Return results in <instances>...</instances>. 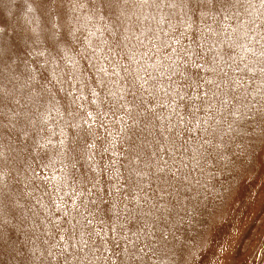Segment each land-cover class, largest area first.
<instances>
[{
    "label": "rangeland",
    "instance_id": "1",
    "mask_svg": "<svg viewBox=\"0 0 264 264\" xmlns=\"http://www.w3.org/2000/svg\"><path fill=\"white\" fill-rule=\"evenodd\" d=\"M81 2L85 7L77 8L73 13V5L65 0L69 18L72 15L88 16L87 0ZM21 3L22 0H15L12 5L14 12ZM245 8H240L233 19L224 21L223 26L230 36L247 47L264 35V28L260 27V21L264 25V9L260 8L258 2L245 5ZM4 11L7 16V9ZM167 11L157 12L149 5L135 4L129 6L127 15L115 28L114 20L107 18L97 17L88 23V30L83 34L84 47L89 53L94 51V55L90 57L91 64L88 59L80 61V68L84 71L82 79L87 87H77L78 80L71 79V64L63 66L60 75L68 73L69 80L64 89L72 85L71 94L65 96L64 90L58 93L56 107L60 114L53 111L52 119L42 126L37 137H43L44 141L51 138L52 145L38 150L44 158L43 164L39 159L35 162L29 160L36 169L34 180L25 183L24 170L18 177L21 190L25 193L19 204L26 207L17 210L12 218L15 228L10 235L17 247L24 244L26 249H31L35 244L37 256L44 257L48 247L44 241L51 236V225L45 217L57 211L50 200L58 204L57 198L63 196L75 220L92 221L86 227L93 233L91 243H98V247L90 253V264H109L112 245L108 241L115 240L118 235L126 238L132 227L131 223H125L127 214L123 209L126 206L135 209L139 201L144 217L136 227L146 230L147 240L152 242V246L146 248L148 264H264V115L261 114L264 108V76L252 80L250 77L253 73L248 72L243 75L246 80L244 87L240 88L238 83L230 84L233 76L236 77L231 71L237 63L241 69L246 63L254 65L255 59L251 53L237 47L236 54L245 57L244 61L236 59L227 65L222 60L211 64L213 53H206L209 64L200 70V75H207L208 79L213 80L223 77L224 73H227V77L224 76L223 87L212 99L211 106L198 108L195 91L212 94L216 89L211 86L206 88L203 84L199 90L179 87L181 81L169 65L172 68L177 64L184 66L182 62L192 54V50L186 47L189 41L186 46L182 43L186 36L192 37V34L184 32L188 25L183 24L182 19L177 20V17L183 16L179 7L171 18L167 17ZM169 21L173 25H183L180 32L185 35L176 34L168 26ZM209 26L217 28L214 21L204 23L196 20L197 41L205 48L216 39L207 31ZM201 29L205 36H209L208 43L199 40ZM249 32L250 35H246ZM175 38L180 41L176 46H180L182 51L174 49L172 42ZM89 41L91 47H88ZM162 41L167 42L164 47H160ZM219 47L222 45H218L214 51ZM255 49L258 51L259 46H255ZM51 67L49 65V71ZM101 67L105 69L104 72L99 71ZM213 67L217 69L215 74L209 70ZM149 75L152 79H148ZM144 79H148L145 89L155 86V96H149L140 89ZM229 86L239 93V99L246 98L248 102L241 107L229 99L231 115L227 106L221 107L218 103L220 95L227 93ZM89 89H94L98 95L92 96ZM123 91L129 94L118 100ZM177 91L185 97L183 100L176 96ZM110 92L113 94L110 95ZM74 96L79 97L75 104L72 103ZM141 98L144 108L155 109V112L148 114L151 119L149 128L155 125V129L147 139L140 135L132 137L137 144L143 141L141 159H137L134 152L130 154L131 140L126 136L131 137V132L124 126L131 125L132 130H136L132 115L137 112L141 113L137 119L144 121L143 109L139 107ZM159 98H164L162 104L159 102L164 107L157 106ZM92 100L96 103H91ZM149 100L152 104L148 103ZM66 107L69 111L75 110V119L65 113ZM129 109H132L131 115ZM89 111L93 112V117L87 116ZM97 114L99 118L93 123ZM85 120L92 124L90 130L89 124L83 122ZM65 121L80 124L87 130V135L80 133L82 145L85 140L95 145L94 148H84L79 160L70 161L57 152V142L77 132L75 127H65ZM61 130L65 136H61ZM114 144L116 146L113 148ZM115 150H118L120 161L112 156ZM33 155L36 156L37 151L34 150ZM145 155L150 158V167H144L141 162ZM72 164H75L74 169ZM157 168L164 169V172H158ZM26 170L27 177H32V170ZM130 170L136 186L129 192L126 178ZM136 171L141 175H135ZM81 173L95 177L96 190L91 195L86 192L82 196L74 195L92 186L87 183L82 185L78 179L76 183H71L73 176L80 177ZM161 175L170 180V185L157 179ZM65 176H68V182H64L61 188ZM118 188L124 193L118 202L119 220L111 211L98 212V208L112 207L108 201L117 194ZM97 193L105 203H98L94 207L88 202L96 200ZM82 205H87V210ZM74 206H80L82 215L76 214L77 208ZM92 213L97 214L93 216ZM25 233L29 234L30 240ZM81 236L87 240V232H80L71 243L75 246ZM59 244L65 245V241L60 240ZM0 264L20 262L5 249L0 255ZM36 264H40V260ZM43 264H49L47 258H44ZM51 264H56L55 259ZM112 264H115V258H112Z\"/></svg>",
    "mask_w": 264,
    "mask_h": 264
},
{
    "label": "snow or ice",
    "instance_id": "2",
    "mask_svg": "<svg viewBox=\"0 0 264 264\" xmlns=\"http://www.w3.org/2000/svg\"><path fill=\"white\" fill-rule=\"evenodd\" d=\"M69 2L73 5V13L77 8L85 7L81 0H69ZM256 2L259 3L260 8L264 9V0H87L88 16L72 15L69 18L65 9V0H22V3L17 5V11L15 12L12 8L15 0H0V255L7 249L9 254L18 260L20 264H36L37 260H40V264H43L44 258H47L49 264L53 259H55L56 264H71V262L90 264V253L93 248L98 247V243H91L93 233L86 227L92 221L89 219H84L83 222L75 220L72 212L67 208L63 196L57 198L59 200L58 204L50 200L57 211L49 213L51 219H49V216L45 217L51 225V236L44 241L48 245L44 257L37 256L35 244L32 245L31 249H26L24 244L17 247L16 242L11 239L10 235L15 228L12 225V218L16 216L17 210L26 207V205L19 204V201L25 195L20 187L19 174L22 170L25 171V177L27 178L25 183L36 178V169L32 167L29 160L35 162L39 159L40 163L43 164L44 158L39 155L38 150L52 145L51 138L44 141L43 137L40 139H37V137L40 136L42 126H46L47 122L52 119L53 111H56L58 115L60 114V110L56 107L58 93L64 90L65 96L71 94L72 85H69L68 89H64L65 83L69 80V75L67 72L63 76L60 75L63 66L71 64L73 73L71 79L73 81L78 80L77 87H87L82 79L84 71L80 68V61L88 59L89 64L92 63L90 57L94 55V51L93 53L87 51L83 39V34L88 30L90 21L97 17L107 18L114 20L113 28H115L121 19L127 15L130 5H149L157 12L168 10L167 17L169 18L173 17L176 8L179 7L183 12V16L182 18L177 17V20L182 19L183 24H187L192 29V39L186 46L191 48L192 54L186 56V59L182 62L183 67L177 64L175 68H172L171 65H169V68L177 74V79L181 81L179 85L181 89H192L194 87L199 90L202 84L206 88L211 86L216 89L212 92V98H216L217 92L222 89L223 85L216 80L208 79L207 75H200V70L209 64L206 53H213L211 64L215 65L217 60H222L227 65L230 61L236 59L241 62L244 61L245 57L236 54V49L239 47L243 52L251 53L256 66L246 63L244 68L241 69L240 64L237 63L235 70L241 72L242 76L252 72L253 75L250 77L252 80H255L257 76H264V43H261L264 40V35H261L255 42L260 44L257 51L255 44L247 47L240 44L235 37L228 34L227 29L223 26L224 21L233 19L240 8H245V5ZM5 9H7V16L5 15ZM245 11H247L246 8ZM36 13L39 15H36ZM198 19L204 23L211 20L217 25L216 29H212L210 26L207 29L209 33L216 37L211 43H208L209 37L204 35V30H200L199 40L208 43L207 48L197 41L195 23ZM168 26L176 34L185 35V33L180 32V27L183 25H173L169 21ZM261 27L264 28V25ZM92 34L89 33V35ZM246 35H250V32ZM166 43V41H162L160 47H164ZM176 43L179 44L180 41L177 39ZM218 45H222V47L214 51ZM88 47H91L90 41ZM179 51L177 49V52ZM77 57L80 59H77ZM30 65L35 67H30ZM49 65H52L50 71ZM92 66L95 67V65ZM209 70L213 74L217 71L215 67ZM99 71L104 72L105 69L101 67ZM224 76L227 77V73H224ZM148 79H152V77L149 75ZM148 79H144L143 83L140 84V89L152 96L156 92L155 86H152L151 89H145L144 87L148 83ZM169 79H171V76ZM93 82L95 83V81ZM100 82L104 83L103 81ZM231 83L233 82L230 81ZM235 83H238L240 88L244 87L243 79ZM57 85L60 87L58 88ZM89 90L92 96L98 95L94 89ZM109 94L112 95L113 93L110 92ZM128 94V91H123V95H120L117 99H123ZM132 94L135 96L134 92ZM204 95L207 97V91ZM176 96L181 100L185 98L180 95V91L176 92ZM77 99L79 97L74 96L72 103L75 104ZM229 99L239 103L241 107L248 103L246 98L239 99V93L229 86L227 93L220 95L218 100L221 107H228L229 115L232 114ZM91 103H96V101L92 100ZM148 103L152 104V101L149 100ZM156 104L158 107H164L158 99ZM203 104L204 101L202 100L201 105ZM139 107L143 109L144 121L137 119L141 115L140 112H137L132 115L136 130H132L131 125L124 126L127 131L131 132V137L126 136V139L131 140L129 145L130 154L134 152L137 159H141L143 141L137 144L132 137L140 135L147 139L148 136L153 135L155 129V125L149 128L151 119L148 115L150 112H155V109L144 108L143 98H141ZM197 110L194 109V111ZM65 113L75 119V110L69 111L66 107ZM113 114L115 115V113ZM129 114H132V109H129ZM261 114L264 115V109L261 110ZM87 116L93 117V112H87ZM98 118L99 114L93 119V123ZM182 119L183 117H181ZM121 120H123L122 117ZM83 122L89 124L90 130L92 124L87 120ZM65 127H75L77 132L74 136H66L65 139H60L57 142L56 149L62 157H67L70 161L79 160L84 148L95 147L94 144H88L86 140L83 145L81 144L80 133L85 132V135H87L88 132L80 124L65 121ZM229 130H231V125H229ZM61 136H65L63 130H61ZM34 150L37 151L36 156L33 155ZM141 162L144 167L151 166L150 158L147 155L143 157ZM71 167L74 169L75 164H72ZM26 169L32 170V177H27ZM157 171L163 173L164 169L157 168ZM132 174L133 172L130 170L129 176L126 178V183L129 184V192L133 186H136V181L131 179ZM135 175L140 176L141 173L136 171ZM117 178H119V173H117ZM77 179L82 185L87 183L92 186L85 187L83 192H76L74 195L82 196L85 192L91 195L96 190L95 177L90 178L81 173L80 177L73 176L71 183H76ZM157 179L170 185V180L164 179L163 175L157 177ZM64 182H68V176L62 178L61 188ZM33 190L35 191L34 185ZM123 196L124 193L118 188L117 194L112 200L108 201L112 207L98 208V212L108 213L111 211L119 220L118 202ZM37 201L39 202V198H37ZM88 203L95 207L98 203L104 204L105 200L97 193V199L90 200ZM145 203H147V200H145ZM82 206L87 210V205ZM74 207L77 208L76 214L82 215L79 212L80 206ZM152 207L155 208L156 205L153 204ZM123 212L127 214L124 217L125 223H131L132 227L129 228L126 238L118 235L115 240L108 241L112 245L111 257L108 258L109 264H112V258H115V264H148L149 254L146 252V248L151 247L152 242L147 240L148 233L146 230L136 227L144 217V213L140 210L139 201H137V208L133 209L126 206ZM134 213L136 214L133 215ZM92 214L95 216L97 213ZM32 215L35 216V213H32ZM57 217H63V219H57ZM73 220H75L74 223ZM80 232H87V240H84L81 236V239L74 246L71 241ZM25 235L30 240L29 234L25 233ZM96 235L99 237L98 233ZM60 240H64L65 245H60ZM153 251L155 250L153 249Z\"/></svg>",
    "mask_w": 264,
    "mask_h": 264
},
{
    "label": "trees",
    "instance_id": "3",
    "mask_svg": "<svg viewBox=\"0 0 264 264\" xmlns=\"http://www.w3.org/2000/svg\"><path fill=\"white\" fill-rule=\"evenodd\" d=\"M261 21H260V27H261ZM180 29L181 30H183V27L181 26L180 27ZM187 31H189L191 34H192V29H190L189 27H188V29L186 30V31H184V32H187ZM209 37V36H208ZM191 39H192V37L191 36H186L185 37V40H184V42L182 43V45L183 46H186L187 45V42L189 41H191ZM176 38L173 40V42H172V44H173V47H174V49L177 51V49H179V50H181L182 51V48L180 47V46H176L177 44H176ZM210 40V39H209ZM256 42V41H255ZM255 42H251V46L253 45V44H255V46H259L260 47V44H256ZM261 43H264V40H262L261 41ZM186 52H188V51H186ZM206 66V65H205ZM253 66H256V64H254ZM240 68H242V67H240ZM231 72H234V75L236 76V77H234L233 76V79H232V81H233V83L235 84V82L236 81H238V80H240V79H243V82H245V77H243V76H241L240 75V73L238 72V71H236L235 69L233 70V71H231ZM209 78V77H208ZM224 79V76L223 77H221V78H217L216 79V81L217 82H219V83H222V80ZM147 85H148V83H147ZM157 94V93H156ZM155 94V95H156ZM154 95V96H155ZM160 99V103L162 104V102H163V100H164V98H159ZM158 99V100H159ZM194 99H196V100H198V108H205V107H210L211 106V102H212V94H208L207 95V97H205V95L204 94H198V92L197 91H195V98ZM204 101V104L203 105H201V101ZM197 108V109H198ZM264 109V108H263ZM100 114H101V116H102V113L101 112H99ZM103 118V117H102ZM104 119V118H103ZM116 145L114 144V146H113V148L115 147ZM112 156L115 158V160L116 161H120L121 159V157L119 156V153H118V150H115V151H112ZM70 210V209H69ZM83 222V221H82ZM79 231V230H78ZM93 240V239H92Z\"/></svg>",
    "mask_w": 264,
    "mask_h": 264
}]
</instances>
